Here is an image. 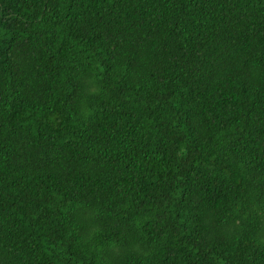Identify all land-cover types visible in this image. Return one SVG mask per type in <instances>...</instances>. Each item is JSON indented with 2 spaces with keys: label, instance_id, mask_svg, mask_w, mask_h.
<instances>
[{
  "label": "trees",
  "instance_id": "1",
  "mask_svg": "<svg viewBox=\"0 0 264 264\" xmlns=\"http://www.w3.org/2000/svg\"><path fill=\"white\" fill-rule=\"evenodd\" d=\"M0 264H264V0H0Z\"/></svg>",
  "mask_w": 264,
  "mask_h": 264
}]
</instances>
